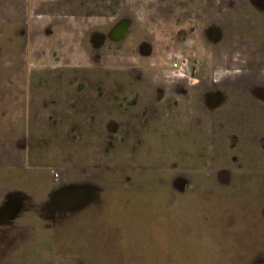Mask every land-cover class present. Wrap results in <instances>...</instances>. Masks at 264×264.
I'll return each instance as SVG.
<instances>
[{"label": "rangeland", "instance_id": "1", "mask_svg": "<svg viewBox=\"0 0 264 264\" xmlns=\"http://www.w3.org/2000/svg\"><path fill=\"white\" fill-rule=\"evenodd\" d=\"M127 17L151 55L144 63L123 62L124 44L135 41L110 40ZM192 25L195 35L167 41ZM191 49L204 62L194 85ZM207 90L234 115L255 110L257 139L239 168H257V178L217 172L236 167L234 140L185 139L186 105ZM263 121L264 0H0V205L26 195L25 211L0 223V264H264L234 255L233 236L264 229L255 213ZM57 169L97 201L52 224L38 205Z\"/></svg>", "mask_w": 264, "mask_h": 264}, {"label": "flooded vegetation", "instance_id": "2", "mask_svg": "<svg viewBox=\"0 0 264 264\" xmlns=\"http://www.w3.org/2000/svg\"><path fill=\"white\" fill-rule=\"evenodd\" d=\"M177 11L178 9L173 10V12L175 13L174 15L175 22H178L179 19H182L180 14H176L178 13ZM126 21L127 22L122 26L121 34L120 33H119L120 35L118 34L119 36H117V32H118L117 27L113 28V30L111 31V35H110V40L112 42H116L120 40L126 41V42L131 41V40L135 41L134 44L133 43L124 44L123 62H125L126 64H140V63H144L146 60H150L151 59L150 53L145 50H143L144 51L143 52L139 48L140 43L139 44L137 43V41L141 37L140 34L138 35L137 38L134 36V29L135 27H137V23H135L130 17H127ZM181 21L182 20H179V22ZM205 23L202 24L205 28V29L202 28V30L204 32V35L206 37H209L207 33L209 30L207 29L209 28V25L207 22ZM195 30L196 28L194 27V25L188 27L187 29L186 28L177 29L172 36L168 37L167 41L169 42L172 41V43L175 46V44H177L178 42L184 41L187 38H189L190 35H192ZM193 35H195V33ZM198 36L204 38L201 33L197 35L196 37ZM144 37L148 41H152L149 35H144ZM145 44H147L146 46L148 47L151 46L150 43L146 41H144V45ZM174 59L175 58H171L172 61ZM175 60H176L175 64H178L179 62H181L182 55H177ZM186 61L189 62L186 78L189 81L194 80V82H192V84L194 85L195 80H198V78L202 76L201 70H202V66L204 62L201 60L200 61L197 60V57L195 53L192 52V49L190 52V57ZM26 62L28 61L26 60ZM47 72L48 71L45 72L46 75L48 74ZM203 89L205 91V88ZM210 93L211 92L208 91L206 93H200L198 95L197 94L193 95L192 96L193 100L189 104L186 105V111L190 113L189 126H191V131L188 132L185 139H232L234 140L233 147H235V144L237 141L241 139V142H242L243 140L245 146L243 147L241 146L242 148L240 147L239 149L235 147L240 152L239 155L234 154L235 149L233 147L229 149L230 151H229L228 157L232 160V162H234L233 164H236L234 165L236 167L235 168L230 167L229 169H226L227 167L220 166L217 172H220V173L230 172L231 170L233 172V170L236 169V171L238 170L239 172L242 171L243 172L242 175L244 174L253 175V176H249L248 178L250 177L257 178L256 171H255L257 170V168L256 169H252L248 167L239 168L241 165H243L240 162L241 160H239L242 158L241 153L248 150V147L246 146L247 145L246 142H250V144L252 145L255 139H257L255 137L254 130L252 129V127H250L252 126L251 124H253L252 122L254 121H252V118H249L252 116V114L250 113H252V111L255 112V110L253 109V107L244 109V110L240 109V110H243L244 112L249 113V115L246 114V116H243V117H241V115L239 116L234 115L231 112L233 111L231 109V106H229V104H226L224 102L223 95H222L223 97L221 96V100L223 99L222 100L223 103L221 102V103L215 104L213 102H210L209 100L208 96L210 95ZM218 93L221 95L220 92ZM125 101L129 102V96H125ZM256 126L258 127V125ZM259 127H262L264 130V121L261 122V125H259ZM206 129H207V132L208 131L210 132L207 133ZM240 129L241 131L242 130L244 131V135L243 134L240 135L241 133ZM197 130H199V134H197ZM249 130H252V131H249ZM113 136L114 135H112L110 139H113ZM261 139H264V137H262ZM58 172L59 173L56 174L57 178H54L52 180V183L54 184L52 185L53 189H51V191L47 194L46 198L41 202V204L38 205L40 207V210L43 213L42 214L43 218L52 224L61 223L64 219L70 216L72 217L75 214H78L80 211L93 205V203L97 201L96 198L92 197L91 194H89L87 190L71 189V182H67V179L65 178L66 176L65 172L61 171L60 169L58 170ZM215 180H216L215 181L216 184L218 185H222L221 182L222 183L225 182L226 187H229L230 185H232V179L230 178L227 179V182L223 180L221 177H218V179H215ZM255 182L257 181L255 180ZM235 186L239 187L240 185L235 182ZM186 187H189V186H186ZM206 188L207 190L213 189V188H210L209 184L206 185ZM257 188H258L257 185L253 186V189L257 190ZM250 191H252V189ZM15 193L16 195H14L12 191L13 195L7 196L6 200L3 201V204L0 205V220L3 221L2 223L7 224V223L13 222L15 219H17V217L19 216L21 212L25 211L24 208H26L25 206L26 202L24 198H26V195L20 194L23 192H19V191H16ZM17 209L19 210V212L16 213L17 214L16 217L12 220H7V222H5L4 219L5 218L7 219L9 214L14 213L15 211H17ZM254 264H263V263L257 262Z\"/></svg>", "mask_w": 264, "mask_h": 264}, {"label": "crops", "instance_id": "3", "mask_svg": "<svg viewBox=\"0 0 264 264\" xmlns=\"http://www.w3.org/2000/svg\"><path fill=\"white\" fill-rule=\"evenodd\" d=\"M263 197H264V193H263ZM257 211H255V213H257V218L256 220L260 221L262 224H264V216L262 214L263 210H264V199H261L260 201H257V205H256ZM19 210L17 209V211H15L14 213L9 214V216L7 217V219L5 218V222H7V220H12L16 217ZM3 221L0 220V223H2ZM234 236V241H235V253L234 255H248V256H254V257H258V256H264V229H262L260 232L256 231H252V232H248L245 234V236H242V234L240 235H233ZM246 238V239H250V242L248 244H245V246H241L239 245L240 238ZM237 240L239 242H237ZM263 263L262 261L256 260L254 261V263ZM252 263V264H254Z\"/></svg>", "mask_w": 264, "mask_h": 264}]
</instances>
